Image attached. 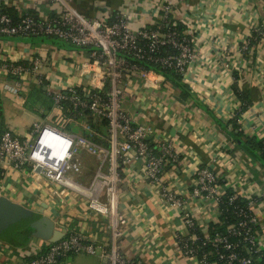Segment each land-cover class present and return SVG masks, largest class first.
<instances>
[{
	"label": "crops",
	"instance_id": "crops-1",
	"mask_svg": "<svg viewBox=\"0 0 264 264\" xmlns=\"http://www.w3.org/2000/svg\"><path fill=\"white\" fill-rule=\"evenodd\" d=\"M64 1L0 0V12L12 9L18 19L25 15L47 19L62 13ZM71 5L86 17L105 22L117 14L127 15L133 31L160 24L168 5L170 19L183 23L192 35L194 58L181 80L165 75L157 87L145 86L137 74L125 75L122 80L127 93L123 110L136 123L153 128L152 144L158 139L171 141L185 162L167 163L160 184L147 178L140 159L121 166L117 201L128 221L117 241L121 251L142 264L194 263L179 251L176 234L184 229L181 210L167 200V194L176 193L191 210L197 226L207 233L209 223L218 221L219 207L211 198L194 195L196 172L204 166L217 173L220 185L251 202L264 249V160L248 151L243 139L264 138V0H71ZM91 52V48L45 35L0 34V66L40 59L39 68L30 73L18 95L4 89L12 79L0 69V116L7 129L25 138L35 122L51 123L60 113L53 108L42 117L26 106L27 93L37 85V77L47 83L48 94L72 85L102 88L104 84L94 74L81 73V64L90 60ZM234 87L248 102L243 111ZM82 128L90 130L84 120ZM80 159L82 173L76 181L88 187L102 160L86 151ZM109 164V160L105 162V171ZM0 166L1 194L31 211L25 220L53 222L50 229L46 223L39 229L30 225L33 231L25 244L8 240L7 233L0 235V264H23L54 242L55 232L68 230H80L111 249L107 219L89 209L87 198L64 193L61 185L34 175L29 167L18 170L6 162ZM77 255L63 258L62 264H74ZM90 256L93 264H108L99 254Z\"/></svg>",
	"mask_w": 264,
	"mask_h": 264
},
{
	"label": "built area",
	"instance_id": "built-area-1",
	"mask_svg": "<svg viewBox=\"0 0 264 264\" xmlns=\"http://www.w3.org/2000/svg\"><path fill=\"white\" fill-rule=\"evenodd\" d=\"M63 5L61 14L47 19L25 15L14 20L8 14H1L0 34L53 36L77 47L91 48L90 60L81 64V73L94 74L104 86L109 81L107 99L85 88V93L81 94L73 85L63 91L49 92L54 108L60 113L52 118L51 123L35 122L25 138L6 130L0 138V164L10 163L18 170L29 167L34 175L61 185L64 193L71 191L87 198L89 209L107 219L106 226L113 244L108 250L84 232L68 230L62 238L41 249L35 257L26 259L23 264H62L63 258L80 253L99 254L107 259L108 264H142L126 256L117 244L128 223L126 215L118 207L119 169L131 159H140L147 178L154 184H160L166 164H183L185 159H181L171 141L158 139L157 144H152L149 137L153 128L136 123L123 110L122 103L127 93L122 80L125 75L137 74L147 87H157L165 80L161 71L145 68L139 62H151L160 68L173 69L184 77L194 58L192 35L187 27L183 33H179L174 28L176 22H173L172 28L163 30V23L170 20L168 5L163 9L161 24L138 31L130 28L127 15L117 14L112 21L105 22L79 13L71 5V0H65ZM248 45L247 40L244 48L247 49ZM166 46L171 47L172 51L164 50ZM126 55L135 62L128 61ZM28 62H5L0 66L12 79V82L4 84L6 91L18 95L24 89L30 73L40 66L39 58ZM43 81L41 77L36 79L37 84ZM104 86L93 89L100 90ZM67 106L74 114L65 117L63 113ZM87 111L109 121V147L65 128L71 120L83 117ZM82 151L102 160L88 187L76 181L82 173ZM108 160L110 164L105 171L104 164ZM227 190L218 184V175L210 167H201L196 172L194 195L211 198L220 207ZM237 198L236 193L229 195L227 202L233 205ZM167 200L181 210L184 229L176 234V242L181 254L193 259V264H258L255 257L264 261V249L260 246V237L255 228L258 219L251 210V202L246 207L235 206L238 219L227 226L225 233H216L212 237L206 234L205 238H201L192 232L197 224L185 202L173 192L167 194ZM208 245L209 250L200 252Z\"/></svg>",
	"mask_w": 264,
	"mask_h": 264
},
{
	"label": "trees",
	"instance_id": "trees-1",
	"mask_svg": "<svg viewBox=\"0 0 264 264\" xmlns=\"http://www.w3.org/2000/svg\"><path fill=\"white\" fill-rule=\"evenodd\" d=\"M16 12L13 11L12 9H3L0 12L1 14H8L11 16L14 20H17L18 18L16 17ZM170 18V16H169ZM163 21H160V24ZM173 22L171 19L168 20L167 22L163 23L164 29L167 30L168 28L173 27ZM156 27V26H155ZM174 28L177 29L179 33H183L186 29V26L181 23V22H176ZM53 37V36H49ZM56 38V37H54ZM166 51H172V48L169 46H166L164 48ZM126 58L128 61L135 62V60H132V58L129 55H126ZM139 64L143 65L145 68L148 69H156L158 71H161L164 75L169 76L172 75L175 78L181 80L182 75L178 74L175 70L173 69H164L160 68L157 65L151 63V62H139ZM236 79L238 77H235ZM47 85L45 81H43L42 84H37L34 85L31 89H29L26 97L25 104L28 108L31 110L35 111L37 114L41 115L42 117H46L50 114V112L54 108V102L51 98V96L48 94V91L44 89V87ZM78 90L80 91L81 94H84V88L82 86L77 87ZM110 89V82L108 81L103 89L100 90H95L93 88L90 89L91 92H98L101 94L103 99H107V92ZM234 91L236 94L242 99V108L240 109L241 111L245 110L247 108L248 102L244 95L237 91V87H234ZM74 114L73 111L70 109V107H66L63 115L65 117ZM84 122L88 125L90 130H84L82 129L78 134H81L84 137H87L90 140H93L94 142L101 144L105 147H109L110 143L108 141L109 136H110V128H109V121L99 115H95L90 111L85 112V115L81 117ZM67 130H72L70 124H67L65 126ZM8 130L4 121L3 116H0V138L2 134ZM245 140V145L248 147V151L250 152H256L259 154L260 158L264 160V138H258L256 136L252 137H243ZM30 169V168H29ZM3 177V168L0 166V179ZM221 181L218 180V184ZM235 194V192L232 189H228L226 194L223 195V203L220 204V213H219V218L217 222H211L208 225V230L207 233H204V231L201 230L199 226H196L195 229L192 230L195 234L200 236L201 238H205V235L208 234L210 237L214 236L216 233H225L227 226L230 224H233L236 222L238 219V215L236 213V208L235 206L241 205L243 207L247 206L248 201L240 196L236 199L235 203L233 205H230L228 201V196ZM32 222V221H31ZM30 221L24 220L22 222L23 225L14 227L10 230L9 233L5 235L8 240L15 242L16 244H25L27 240L29 239V236L31 234L32 228L30 227ZM256 228V227H255ZM17 235V236H16ZM13 237V238H12ZM17 239V240H16ZM24 239V241H18V240ZM210 249V246H206L200 249V252L202 251H207ZM73 254H70L71 256ZM257 259V257H255ZM260 260L257 261L258 264H264V261L262 258H259ZM215 260V258H213Z\"/></svg>",
	"mask_w": 264,
	"mask_h": 264
},
{
	"label": "water",
	"instance_id": "water-1",
	"mask_svg": "<svg viewBox=\"0 0 264 264\" xmlns=\"http://www.w3.org/2000/svg\"><path fill=\"white\" fill-rule=\"evenodd\" d=\"M46 89V87H44ZM40 170V168H38ZM2 187L0 185V235L9 233L14 227L23 225L22 222L26 216L31 214V211L1 194ZM42 223H46L47 228L53 227V222L49 219H42L40 221H34L30 225L33 228L39 229ZM64 232H55L53 241H57L65 235Z\"/></svg>",
	"mask_w": 264,
	"mask_h": 264
},
{
	"label": "rangeland",
	"instance_id": "rangeland-1",
	"mask_svg": "<svg viewBox=\"0 0 264 264\" xmlns=\"http://www.w3.org/2000/svg\"><path fill=\"white\" fill-rule=\"evenodd\" d=\"M77 121L76 120H71L69 124L71 126V129L74 132L79 133L83 129L82 128L83 120H77ZM91 257L92 256L87 255V254H79V255L76 256V258H78V259L75 260L74 264H93L94 260ZM93 257H95V256H93ZM15 264H17V263H15Z\"/></svg>",
	"mask_w": 264,
	"mask_h": 264
}]
</instances>
